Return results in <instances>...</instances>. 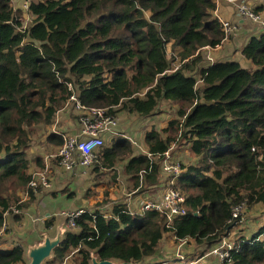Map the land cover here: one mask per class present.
<instances>
[{
	"label": "trees",
	"instance_id": "1",
	"mask_svg": "<svg viewBox=\"0 0 264 264\" xmlns=\"http://www.w3.org/2000/svg\"><path fill=\"white\" fill-rule=\"evenodd\" d=\"M216 8L214 0H34L24 13L0 0V189L11 179L29 183L27 127L53 126L72 94L68 84L84 106L109 109L116 118L121 112L152 117L161 102L181 106L178 120L163 130L167 138L157 130L146 134L148 155L135 156L122 136L99 150L95 162L103 170L115 172L125 159L124 173L136 186L159 185L160 161L179 134L190 138L199 157L178 178L188 214L172 228L159 213H134L122 203L108 217L87 211L47 264L70 257L74 264H92L93 258L142 264L158 254L168 232L178 242L203 246L206 254L241 223L229 224L235 208L264 205V32L242 48L255 71L236 61L204 66L198 52L224 39ZM26 14L32 21L24 25ZM168 46L179 55L175 72ZM48 141L63 145L58 134ZM33 201L30 193L18 208L25 211ZM11 208L0 191V231ZM239 242L223 264H264V224ZM25 253L21 245L1 249L0 264H27Z\"/></svg>",
	"mask_w": 264,
	"mask_h": 264
},
{
	"label": "rangeland",
	"instance_id": "2",
	"mask_svg": "<svg viewBox=\"0 0 264 264\" xmlns=\"http://www.w3.org/2000/svg\"><path fill=\"white\" fill-rule=\"evenodd\" d=\"M11 1L14 8L21 10L24 4V0L21 3L18 2L19 0ZM33 1L34 0H29V2ZM31 21L32 17L26 14L24 25L30 24ZM241 30L242 24H238L237 31L229 37L226 43L228 45H226L223 50H219L221 53L224 52L227 48H232L234 51L232 55H236V52L239 51L240 47L242 45V48L245 46V42L250 37V33L244 34ZM249 39H251V37ZM168 50L170 61L172 62V67H180L181 64L179 55L175 54L173 56V50L171 47L168 48ZM214 52L215 51H212L211 53L214 57L215 62H217V58ZM245 60L246 59H244L243 57H241L240 59H236V61L239 62L244 68L249 69L250 71H255L256 67L250 61ZM203 65L208 66L209 63L204 60ZM200 85L201 84L199 83V86ZM68 88L70 91H72V94L78 93L72 84H68ZM66 104L67 102L61 109L58 110L55 116L53 125L55 124L57 129L58 127L63 126V121H65V123L70 122L72 124L78 123V125L80 123V116L77 114V112H75L74 108H67ZM180 109L181 106L161 102L160 106L158 107L157 113L154 116L147 117L145 119L150 122L149 127H152V130L159 131L164 138H167L169 136V133H164L163 130L169 128V124L171 121L178 120L177 113ZM121 116L122 117H118V124L119 122L122 123L123 121H125L126 117L128 118V120L131 119L128 114H123ZM51 131V127H45L42 124H33L32 126L27 127L26 132L28 134V141L26 148L24 149L27 155V159L30 162L28 169L29 176L38 172H44L46 169H49V177L51 179V182L55 183V186H52L50 191L53 192L61 188H67V193L71 192L72 190L76 191V193H79L82 189L90 186L91 188L89 190L91 192V196L88 197L91 200H94L95 203H91L85 208L88 207L92 210H100L105 214H111L114 205L117 203L126 204L127 207L130 208L134 213H138L140 210L141 201L143 199L151 200L154 193H150L151 191H149V189L146 188L145 185L136 186L135 182L132 181L131 178L124 173L125 159L116 166L117 169L115 172L103 170V168L100 167L99 164H96V162H94V164L88 170V174L90 176L86 175L88 180H86L82 186L80 184L78 187H70L71 184L74 185L75 178L82 173L77 174L76 177L74 175L73 177H69L67 179V175L60 172L59 169L61 168V165L56 158V155L59 153L60 147H57L48 141V136L50 135ZM112 142L113 140H107L106 147H109ZM140 145L136 146L139 155H146V150L142 146L144 145L145 147H147L146 143L142 142V144ZM169 153L173 159L172 162L174 163H180V165L184 167H194L198 165L199 157L191 151L190 138L187 136L184 139L182 138V135L179 134L178 138H176V142L171 145ZM58 176L64 182H61L57 185V181L55 179ZM27 183L28 182L21 183L16 179H11L5 184V186L0 189V191L3 193V196L12 200L13 207H18L20 205L19 201H21V197L27 192ZM99 186H104L105 189L103 193V200L106 201L102 203H99V201L97 202L96 200L99 194L95 190L99 189ZM178 189L182 194H184L181 191L179 184ZM49 196H51L50 200L43 199L40 201V205L43 210L47 209L52 213H58L59 215L62 211L67 210L66 208L69 207V203H67V199L65 196L59 198L53 197L51 194ZM74 211L76 210L65 212ZM11 218L14 219V216H12ZM50 221L53 222L54 228L47 229L46 224ZM263 224L264 205H257L253 208H246V212L241 216V223L237 227H235L236 229L233 230L235 232V234L233 235L234 240H242L246 235H249L247 237H252L255 233L258 232V230H260ZM63 229L65 231H63ZM60 230H62L63 238L68 231H72V229L68 227L67 220L62 218L61 215L54 218H44L43 220H38L37 223H34V233L30 235L29 238L26 237L23 240L22 245V247L26 251L25 256L27 264L31 263V260L28 257L30 249L42 245L47 238L55 239L58 236V232ZM168 235L169 236H167L166 234L164 241L161 242L158 254L154 257L147 258L142 264H166L169 261L174 263L176 262L173 261L174 258L188 263V261L191 262L195 259H198L201 255L204 254L205 248H200V246L196 245L194 241H187L181 249L180 243L175 240L171 234ZM207 256L209 257L206 261V264H223L225 262H222L216 257L210 256L209 254H207ZM51 258L48 259V261L51 260ZM73 260L74 258L72 257L67 258V260H65L62 264H74ZM46 262L44 264H47ZM114 263L120 264L118 262Z\"/></svg>",
	"mask_w": 264,
	"mask_h": 264
},
{
	"label": "built area",
	"instance_id": "3",
	"mask_svg": "<svg viewBox=\"0 0 264 264\" xmlns=\"http://www.w3.org/2000/svg\"><path fill=\"white\" fill-rule=\"evenodd\" d=\"M217 8L222 2L230 4L236 14L237 21L231 22L223 19L218 10L213 12V18L216 19L224 33L222 44L228 41L229 37L237 31L239 22H250L256 25L259 29V36L264 32V13L259 12V7L264 9V0H214ZM31 2L24 0L22 11L28 12ZM218 48V47H217ZM216 48L204 47L198 53H201L203 60H206L209 65L214 64L215 60L212 56V51ZM205 52V53H202ZM177 68H174L175 72ZM71 87V86H70ZM66 107L74 108L75 112L80 116V131L75 134L61 133L57 127H53L52 133L58 134L63 139V145L59 149L57 160L65 173L74 175L79 171L86 173L94 164L99 150L106 147L107 138H116L122 136L128 139L133 145L134 142L130 138L118 132V118L109 114V109H98L84 106L79 99L78 93H73L66 104ZM148 155V153H146ZM173 159L167 152L160 161V196L157 199H143L140 203L138 213L145 214L147 212H157L166 221L167 228H172L177 219H181L188 214L186 206V198L178 189V178L184 172L183 166L180 163L172 162ZM49 169L44 172H38L31 175V179L27 186V192L24 194L26 198H30V193L38 194L39 189L42 191H50L53 183L49 177ZM156 185L154 187H157ZM153 188V187H152ZM23 203L20 201V204ZM246 205L234 209L233 220L229 224H235L236 220L241 219L242 214L246 212ZM113 210V209H112ZM129 210H131L129 208ZM87 211L94 212L90 208H82L74 212H61L62 218L67 220L68 227L72 231H77L76 220ZM102 214L104 212L98 210ZM132 211V210H131ZM22 210L18 207H13L3 214V227L0 231V250L4 249L2 241L6 236L12 235L10 222L14 221L11 217L23 216ZM133 212V211H132ZM106 217L110 214H105ZM38 219L34 220L37 222ZM236 229V228H235ZM234 230V228H233ZM231 231L226 236L220 238L215 246L208 252L210 256H214L220 261H225L230 257L232 251L239 250L241 244L234 240ZM174 237L172 232H168ZM188 240L179 241L180 248Z\"/></svg>",
	"mask_w": 264,
	"mask_h": 264
},
{
	"label": "crops",
	"instance_id": "4",
	"mask_svg": "<svg viewBox=\"0 0 264 264\" xmlns=\"http://www.w3.org/2000/svg\"><path fill=\"white\" fill-rule=\"evenodd\" d=\"M22 1L23 0H19L18 2L21 3ZM217 10L223 19H225L227 21H231V22L237 21L234 8L230 4H228L227 2H222L218 6ZM258 11L264 13V9L261 7H259ZM239 23L242 24V30L241 31L244 34L250 33V37L258 35L259 29L256 25H254L248 21L243 22V23L239 22ZM249 38L245 42V45L249 41ZM226 43L227 42H225L224 44H221V46H219L218 48L215 49L214 53H215V56L217 58L216 59L217 62H219V61L233 62V61H236L237 58L240 59L241 57H243L242 52H241L243 45L240 47L239 51L236 52V55H232L234 53L232 48H227L224 52L221 53L219 50H223L226 47V45H228ZM170 46H168V48H170ZM164 103H167V102H164ZM123 114H128V113L121 112L118 115V117H122L121 115H123ZM128 115L131 117V119L128 120V118L126 117L125 121H123L122 123L119 122L118 132L127 136L128 138L131 139V141L134 142L133 147L135 150V156H138L139 152H138V149L136 148V146L137 145L139 146L140 144H142V142H145V136L148 132H150L152 130V127H149L150 122L147 119L140 117L138 115H135V114L129 113ZM62 124H63V126L58 127V129H57L61 133L75 134V133H78L80 131V125H78V123L72 124L70 122L65 123V121H63ZM53 127H56V125L54 124L51 128L53 129ZM51 133H52V131H51ZM107 140L112 141V140H115V138L109 137L106 139V141ZM142 146L146 150V153H148L149 152L148 147H145L144 145H142ZM59 170L63 174L67 175V179L69 177H73L74 175L76 177L77 174L82 173L75 178L74 185L71 184L70 187H78L80 184L82 186L85 183V181L88 180L87 179V176L89 175L88 171L86 173H84L83 171H79L74 175H70L68 173H65L62 170V168H60ZM55 180L57 181V185L61 182H64L59 176ZM95 185H99V184H95ZM54 186H55V183L53 182V187ZM99 187H100L99 189L95 190L99 194L97 196L96 200H97V202L99 201V203H102V202L106 201V200H103V193H104L105 189H104V186L103 187L99 186ZM90 188L91 187L88 186L85 189H82L79 193H76V191L72 190L69 193H71V194L73 193L75 195L73 197L69 196V193H67L68 192L67 188H61V189L55 190L53 192H55L57 194L56 198L63 197V196L66 197L67 203H69V207L66 208L67 210H64V211H73V210H79V209L85 208L86 206L90 205L91 203L92 204L95 203L94 200H91L88 196H86V194L88 192H90V190H89ZM160 188H161L160 185L157 187L149 188V191H151L150 193H154L153 197L151 199L159 198L160 193H161L159 190ZM53 192L52 191L48 192V191L42 190L41 192L36 194L35 195V201H33L30 204V206L23 212L22 218L20 220H17L14 218V221L10 222V228H11L12 235L6 236V238H4V240L2 241L4 249H11L17 245L22 246L23 240L26 237L29 238L30 235H32L34 233V223L38 222V221L34 222V220L38 219L40 221V220H43L44 218L45 219L54 218V217H58L61 214L60 213L58 215V213H52L51 211H49L47 209L43 210L41 208L40 201L43 199H45V200L49 199L50 200L51 196H49V195L52 194ZM89 196H91V192L89 193ZM21 201L23 203H25V202H28L29 199L23 195L21 197ZM67 203H66V205H67ZM103 205H104V203H103ZM60 231H62V230H60ZM63 231H65V230L63 229ZM234 234H235V232L232 235H234ZM167 236H169V235L167 234ZM247 236H249V235H246L245 237H247ZM247 238H250V237H247ZM163 241H164V239H163ZM189 241H192V240H189ZM33 243H34V240H33ZM200 248H203V246H200ZM207 254L208 253L201 255L200 258L195 259L191 262L188 261V264H206V261L209 257V256H207ZM183 263H185V262H183ZM166 264H168V263H166ZM169 264H172V263H169ZM173 264H175V262Z\"/></svg>",
	"mask_w": 264,
	"mask_h": 264
},
{
	"label": "water",
	"instance_id": "5",
	"mask_svg": "<svg viewBox=\"0 0 264 264\" xmlns=\"http://www.w3.org/2000/svg\"><path fill=\"white\" fill-rule=\"evenodd\" d=\"M63 241L62 231L58 232V236L55 239L47 238L45 242L30 249L28 257L31 260L30 264H44L51 258L54 249L59 246ZM92 264H116L112 261H98L96 258L92 259ZM128 264V263H124Z\"/></svg>",
	"mask_w": 264,
	"mask_h": 264
},
{
	"label": "bare ground",
	"instance_id": "6",
	"mask_svg": "<svg viewBox=\"0 0 264 264\" xmlns=\"http://www.w3.org/2000/svg\"><path fill=\"white\" fill-rule=\"evenodd\" d=\"M24 13H25V12H24ZM57 155H58V154H57ZM57 155H56V156H57ZM54 158H55V157H54ZM59 166H60V165H59Z\"/></svg>",
	"mask_w": 264,
	"mask_h": 264
}]
</instances>
